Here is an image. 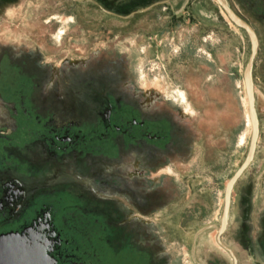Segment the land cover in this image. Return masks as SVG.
Segmentation results:
<instances>
[{
  "label": "rangeland",
  "instance_id": "obj_1",
  "mask_svg": "<svg viewBox=\"0 0 264 264\" xmlns=\"http://www.w3.org/2000/svg\"><path fill=\"white\" fill-rule=\"evenodd\" d=\"M227 1L264 43V0ZM5 49L17 60L42 64L44 92L64 95V101L79 103L90 83L113 73L110 83L118 91L170 112L184 132L182 147L163 167L172 174L146 185L155 189L158 209L140 217L151 223L150 234L159 236L172 261L232 264L217 235L226 185L251 140L243 79L251 41L216 0H10L0 4V53ZM262 59L260 54L254 67L258 145L234 186L228 229L221 234L240 264L263 261L248 256L245 245L248 235L264 241ZM134 155L107 163L106 172L121 167L126 177L137 170L147 174Z\"/></svg>",
  "mask_w": 264,
  "mask_h": 264
},
{
  "label": "flooded vegetation",
  "instance_id": "obj_2",
  "mask_svg": "<svg viewBox=\"0 0 264 264\" xmlns=\"http://www.w3.org/2000/svg\"><path fill=\"white\" fill-rule=\"evenodd\" d=\"M260 54L264 61L259 39ZM35 62L0 53V264H184L160 249L140 217L158 209L146 187L172 174L163 167L182 147L178 122L118 91L113 73L90 83L79 103L64 101L44 92ZM129 153L147 174L106 172ZM247 239V255L264 264V241Z\"/></svg>",
  "mask_w": 264,
  "mask_h": 264
},
{
  "label": "water",
  "instance_id": "obj_3",
  "mask_svg": "<svg viewBox=\"0 0 264 264\" xmlns=\"http://www.w3.org/2000/svg\"><path fill=\"white\" fill-rule=\"evenodd\" d=\"M216 1L219 4V6L223 9L229 20L235 26L245 31L251 41V53L243 73L244 86H245V91L249 106L248 115L249 118L251 119V124H252L251 140H250L248 153L243 164L230 178L225 188V203L221 217V223L218 229L220 236L223 232H225L229 223L231 195L234 186L253 162L260 136V123L255 106V92H254V65L259 50V39L253 26L238 14L230 6L227 0H216Z\"/></svg>",
  "mask_w": 264,
  "mask_h": 264
},
{
  "label": "bare ground",
  "instance_id": "obj_4",
  "mask_svg": "<svg viewBox=\"0 0 264 264\" xmlns=\"http://www.w3.org/2000/svg\"><path fill=\"white\" fill-rule=\"evenodd\" d=\"M247 106H248V99H247ZM248 110H249V106H248ZM248 118H249V115H248ZM250 120V124H251V119L249 118ZM251 129H252V124H251Z\"/></svg>",
  "mask_w": 264,
  "mask_h": 264
}]
</instances>
